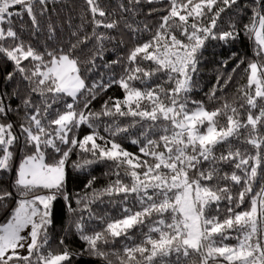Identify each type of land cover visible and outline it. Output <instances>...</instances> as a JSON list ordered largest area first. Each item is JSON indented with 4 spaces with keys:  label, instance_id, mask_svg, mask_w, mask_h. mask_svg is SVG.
Masks as SVG:
<instances>
[{
    "label": "snow or ice",
    "instance_id": "1",
    "mask_svg": "<svg viewBox=\"0 0 264 264\" xmlns=\"http://www.w3.org/2000/svg\"><path fill=\"white\" fill-rule=\"evenodd\" d=\"M48 3L0 0V55L14 65L6 79L18 74L27 85L25 96L15 93L22 102L18 112L24 113L18 131L8 121L13 109L0 93V171L12 167L16 147L25 152L14 180L19 199L0 188V207L15 200L9 219L0 224V264H71L78 255L66 246L54 252L49 244L52 201L63 195L71 209L65 179L74 151L80 155L72 164L75 169L86 171L104 163L115 177L106 187L76 200L81 213L86 211L90 220L104 225L89 233L83 215L75 223L90 255L113 264L103 246L130 238L134 228L147 227L139 243L124 246L119 264H171L173 255L175 264L182 258L187 264L193 256L198 259L191 264H264V0H252L251 18L244 25L258 59L244 67L246 83L232 100L225 89L244 60L230 73L217 76L207 93L209 103L216 105L211 109L204 101L191 99L194 76L207 41L227 43L239 35L234 23L221 31L217 22L234 6L239 9L240 0H146L162 8L151 7L147 13L159 12L158 23L140 28L125 20V27L130 33L152 32L151 38L138 40L126 56L106 62L104 67L112 74L91 85L87 74L95 69L96 59L103 58L104 41L114 39L99 29H114L119 21L107 20L97 0H86L91 34L73 32L75 42L67 49L39 51L22 40L11 18L26 13L33 28L39 29L37 17ZM141 5L142 0H128L120 7L134 14ZM48 30L54 32V26L49 24ZM90 42L91 56L81 60L77 52ZM234 57L235 53L222 60L221 67L226 70ZM113 86L123 91V98L109 97L100 111H93L92 101ZM102 117L110 121L103 127L107 135L99 130ZM121 117H130L131 122L121 126ZM85 125L91 131L81 136ZM137 126L139 133L131 139L138 146L134 153L117 137L128 139L129 130ZM49 154L59 158L53 155L52 162H46ZM225 166L230 171H224ZM94 181L95 177L88 180L85 188L91 189ZM130 195L140 210L125 207L120 219L105 222L92 211V204L105 196L126 201ZM246 200L247 207L238 211ZM222 202L227 203L223 214ZM233 233L237 243H223Z\"/></svg>",
    "mask_w": 264,
    "mask_h": 264
},
{
    "label": "trees",
    "instance_id": "2",
    "mask_svg": "<svg viewBox=\"0 0 264 264\" xmlns=\"http://www.w3.org/2000/svg\"><path fill=\"white\" fill-rule=\"evenodd\" d=\"M99 6L108 14L107 20L119 21L118 25L114 29H99L100 32H104L106 35L114 38L111 41L105 40V50L103 52V58L96 59L95 69L87 74V83L91 85L92 81H99L101 78L107 81L109 76L112 74L111 68H105L104 64L112 59H115L117 55L126 56L128 49L132 48L138 40H148L151 38L152 32L142 33H130L125 27V20L128 23H133L134 27L143 28L145 24L154 26L159 21V12L152 16H149L148 10L151 7L160 8L159 3L156 5H149L146 0H142V5L138 11L133 13H124L121 9V5H127L128 0H97ZM251 3L252 0H240V8L237 9L235 6L233 9L223 13L220 20L217 22L218 30H228L230 23H234L236 30L239 33L235 40L229 42L219 40H209L206 42L205 48L202 50V56L200 63L198 64V72L194 76L195 85L193 91L190 94L192 100L204 101L206 106L210 109L216 105L209 103L207 93L216 84V79L222 72L226 75L230 73L232 68L236 66L241 59L244 63L240 65V68L233 73V79L228 84L225 92L229 100H232L234 95H237V88L246 83V77L243 73V69L246 64L253 59H258L255 56L256 46L254 41L249 38L248 33L244 30V25L248 24L251 18ZM18 9L19 6H16ZM16 9H13L15 11ZM162 11V8H160ZM123 17V18H122ZM99 18V17H97ZM12 25L17 30L18 35L26 44H31L34 48L39 51H44L47 48L49 51L56 48L67 49L70 42H75V37L72 35L73 32H77L79 35L85 33L91 34L92 25L90 23L91 13L89 6L86 4V0H49L47 10L44 14L38 15L40 27L39 29L33 28L30 18L26 13H21V16H13ZM49 24L54 26L55 31L50 33L48 30ZM7 27V24L4 25ZM154 31V28H153ZM123 41V43H120ZM83 50L78 51L81 60H86L91 56L94 48V42H90L86 46H82ZM235 53V57L228 62L227 69L221 67L222 60H228L232 54ZM25 64L28 62L25 61ZM14 71V65L11 61L7 60L6 57L0 55V93H3V99L6 103L11 105L13 111L8 114V121L13 122L17 126L23 119V111H19L22 107V102L15 93H19L20 97H23L27 93L26 82L22 81L20 76L17 74L12 80L6 79L9 72ZM115 72L119 73L120 69H114ZM137 86L140 85L137 83ZM123 91L118 86L109 88L106 92H101L97 98L92 101L90 108L93 111H100L104 101L108 100L109 97L123 98ZM219 95V93H218ZM70 102V99H69ZM83 104H80L82 107ZM102 123L100 125V132L104 133L103 127L105 123L110 122L109 118L102 117ZM131 122V118H119V123L124 126ZM139 126L131 128L129 131L132 135L128 139L117 137V140L123 144L125 148L134 153L138 152V146L131 144V139L136 138L139 133ZM90 129L87 126H82L80 129V135L87 134ZM244 147H249L244 145ZM223 150V149H221ZM251 151V149L249 148ZM25 152L22 148L16 147L14 151V158L12 167L6 172L0 171V188L11 190L15 196L14 180L16 176V170ZM53 155L49 154L46 157V162H52ZM219 155V151L217 152ZM56 158H59L56 155ZM80 159L79 153L74 151L66 165V179L65 189L71 197V209L63 198V195H58L57 198L52 201L51 204V215L53 224L49 229V244L54 252L61 251L65 246L74 255L71 259V264H107V260L103 257L90 255L87 251L86 243L80 239L79 233L75 227V223L79 220L80 216L83 215L85 230L89 233L95 229L100 230L104 225L99 219H89L88 213L85 211L81 213L80 208L76 204L78 197L84 196L86 193L90 194L92 189H102L106 187L112 180L115 179L111 175L110 166L104 163L94 164L86 171H79L75 169L72 164L74 161ZM207 167V164L203 165ZM224 171H230L225 166ZM95 177V181L91 189H86L85 185L88 180ZM15 199H19L15 196ZM15 207V200H8L4 207H0V224L7 222L10 216L11 209ZM92 211L96 217H103L105 222H109L113 219H120L123 217V209L125 207L131 208L133 211L140 210V205L134 195H130L126 201L122 197L109 198L107 196L102 198V201L98 200L92 204ZM227 203L222 202L221 209H226ZM247 207V200L245 205ZM147 223V222H146ZM148 231L147 227H137L130 231L129 237L117 238L115 241L110 242L103 246V250L109 255L108 258L113 264H119L118 254H123V248L125 245L131 246L133 243H139L143 239V233ZM235 233L228 239L223 241L225 244L234 245L237 243L234 238ZM63 240V245L60 241ZM193 259H198L193 256L189 258L187 264H191ZM171 264H175L176 256L173 255L169 258ZM180 264H185L182 258Z\"/></svg>",
    "mask_w": 264,
    "mask_h": 264
},
{
    "label": "rangeland",
    "instance_id": "3",
    "mask_svg": "<svg viewBox=\"0 0 264 264\" xmlns=\"http://www.w3.org/2000/svg\"><path fill=\"white\" fill-rule=\"evenodd\" d=\"M23 254H26V253H23Z\"/></svg>",
    "mask_w": 264,
    "mask_h": 264
}]
</instances>
